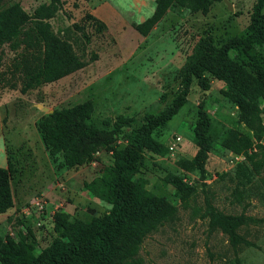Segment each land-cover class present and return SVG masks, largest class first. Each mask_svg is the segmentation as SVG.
I'll return each instance as SVG.
<instances>
[{"label": "rangeland", "instance_id": "rangeland-1", "mask_svg": "<svg viewBox=\"0 0 264 264\" xmlns=\"http://www.w3.org/2000/svg\"><path fill=\"white\" fill-rule=\"evenodd\" d=\"M227 1L231 10L223 0H210L205 13L168 9L145 35L139 34L133 24L151 15L154 0H4L0 5L1 9L18 3L29 17L35 15L37 7L50 6L51 16L45 20L52 33L68 40L85 63L22 93L26 76L13 69L16 51L3 44L2 110H31L33 113L14 120L37 117L38 121L54 109L90 100L88 124L104 130L117 126L116 140L98 148L84 163L90 178L107 173L113 163L112 152L132 142L141 130L152 143L153 149L143 145L135 154L134 169L128 177L163 197L177 211L173 221L142 239L138 264H264V161L256 172L244 155H236L220 143L223 130H235L252 140L248 150L252 152L256 150L255 133L241 120L237 106L222 94L221 80L205 69H199L198 80L186 69L202 40L218 47L232 37L244 36L256 0ZM86 14L102 26L92 23ZM228 55L247 66L256 62L264 70V45L239 46ZM259 107L264 125V100ZM198 122L205 123L209 140L207 151L195 162L198 146L193 131ZM27 125L28 141L22 140L18 127L6 132L8 137L19 134L20 148L35 143L36 126ZM176 135L179 141L169 152L167 144ZM54 159V166L61 163L60 155ZM181 160L194 162L193 166L180 167ZM239 162L250 170L248 180L241 177ZM169 173L193 188L185 206L180 205L174 188L164 179ZM209 207L224 215L250 219L236 227L238 237L231 240L210 222ZM102 208L96 211L105 213ZM37 253L34 248L33 255Z\"/></svg>", "mask_w": 264, "mask_h": 264}, {"label": "trees", "instance_id": "trees-1", "mask_svg": "<svg viewBox=\"0 0 264 264\" xmlns=\"http://www.w3.org/2000/svg\"><path fill=\"white\" fill-rule=\"evenodd\" d=\"M3 1L0 0V5ZM209 1L154 0L151 15L134 23L133 27L139 34L145 35L166 10L180 12L188 9L205 13ZM263 5L264 0H256L252 5L244 36L232 37L218 47L202 40L201 48L186 68L187 73L198 80L201 79L199 69H205L224 83L222 94L237 106L241 120L254 131L257 143L256 150L248 152L252 140L231 129L222 131L220 143L228 151L244 155L256 172L264 161V125L260 120L259 107L264 100V70L256 62L250 66L240 63L229 57L228 52L253 43L264 45ZM51 13L50 6L44 5L37 7L32 17L18 3L0 9V47L7 44L16 51L13 69L22 71L26 76L20 88L22 93L65 76L85 64L68 40L52 33L45 20ZM85 17L102 26L93 16L86 14ZM91 111V101L85 100L70 107L54 109L35 123L51 161L55 162L57 154L61 156V163L59 166L55 164L56 167L80 166L98 148L109 146L116 140L117 126L104 130L86 122ZM200 113L203 117L204 114ZM205 127V123L198 122L193 131L198 146L195 162L208 149L209 138ZM151 144L146 132L141 130L132 142L112 152L113 163L107 173L92 178L85 185L93 196L110 204L105 213L83 221L56 210L52 214L54 235L48 245L35 255L29 227H26V233L16 231L15 237L0 233V264H138L137 254L142 239L173 221L177 211L163 197L153 195L128 177L134 169L135 154L143 145L153 149ZM179 163L180 167L190 168L194 162L181 160ZM237 166L241 177L248 180L250 170L242 162ZM12 170L9 159L6 167H0V213L12 205L9 186ZM164 179L174 188L180 205L185 206L193 188L172 173ZM261 181L264 188V179ZM208 215L210 222L217 224L231 240L238 237L236 227L250 219L242 215H224L211 207Z\"/></svg>", "mask_w": 264, "mask_h": 264}, {"label": "crops", "instance_id": "crops-1", "mask_svg": "<svg viewBox=\"0 0 264 264\" xmlns=\"http://www.w3.org/2000/svg\"><path fill=\"white\" fill-rule=\"evenodd\" d=\"M99 12L102 14L103 10L100 9ZM144 19L142 18L141 21ZM27 113L33 112L31 110L9 111L0 108V167H6L9 159L13 169L9 180L12 205L5 212L0 213V233L4 234L7 228L19 231L18 228L24 225L31 231L34 248H38L43 245V240L35 237L31 229L30 217L22 212V206L35 193H41L44 196L48 212L54 213L60 210L70 217L83 221L99 215L96 211L97 207H103L102 210L107 211L109 204L93 196L85 187L93 178L87 176L85 164L70 168L54 166L38 132L34 139L35 143L29 142L22 148L17 138L19 134L15 133L9 137L6 135L8 130L18 127L22 129V140H29L27 124L30 123L35 128L37 117L31 120H14V118L26 117Z\"/></svg>", "mask_w": 264, "mask_h": 264}, {"label": "built area", "instance_id": "built-area-1", "mask_svg": "<svg viewBox=\"0 0 264 264\" xmlns=\"http://www.w3.org/2000/svg\"><path fill=\"white\" fill-rule=\"evenodd\" d=\"M179 138V135H176L167 144L169 152L173 151L179 141ZM45 205L46 201L44 196L41 193H35L31 199L24 206H22V212L31 219V229L35 234V237L43 240V245L41 247H35L37 252H40L44 246L48 245L54 235L53 213L48 212ZM18 229L24 233L26 232V227L24 225ZM4 234L14 237L16 231L13 228H7Z\"/></svg>", "mask_w": 264, "mask_h": 264}, {"label": "water", "instance_id": "water-1", "mask_svg": "<svg viewBox=\"0 0 264 264\" xmlns=\"http://www.w3.org/2000/svg\"><path fill=\"white\" fill-rule=\"evenodd\" d=\"M223 2L225 3L226 8L229 9V10H231L230 2L227 1V0H223Z\"/></svg>", "mask_w": 264, "mask_h": 264}]
</instances>
